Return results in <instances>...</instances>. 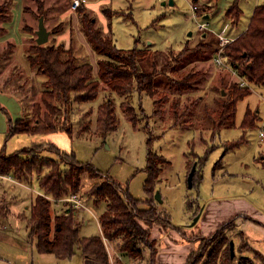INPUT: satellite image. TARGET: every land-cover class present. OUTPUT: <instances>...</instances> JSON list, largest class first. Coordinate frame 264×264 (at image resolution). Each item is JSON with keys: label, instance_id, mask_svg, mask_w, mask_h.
I'll return each mask as SVG.
<instances>
[{"label": "rangeland", "instance_id": "1", "mask_svg": "<svg viewBox=\"0 0 264 264\" xmlns=\"http://www.w3.org/2000/svg\"><path fill=\"white\" fill-rule=\"evenodd\" d=\"M3 1L7 0H0V3ZM233 1L199 0L195 19L191 0H173V5L168 4V0H86L83 3L85 8L91 11L102 31L111 34L117 49L129 50L138 44L140 49L148 51L139 68L148 72L154 66L156 73L160 74L161 84L155 98L163 95L167 97V101L161 102L158 107L160 115H152L153 99L145 93L134 92L118 97L104 90L100 91L91 103L73 105L72 137L64 132H52L35 135L21 133L7 138L9 120L31 116L33 105L39 100L42 90L43 79L34 69L28 67L23 56L26 46L36 44L38 3H41L44 9V25L49 32L46 44L63 43L67 47L71 42L81 63L89 62L95 65L97 59L79 28L78 15L71 9L72 0H12L9 7L11 19L0 23V26L6 28V32L0 36V57L9 43L15 46L11 51L12 56L9 55L7 61L1 60L2 68L0 67V152L4 150L8 155L41 144L44 147L41 154L60 163L57 154L49 148L50 144H53L65 153H72L78 162L89 164L102 174V179L83 175L80 190L73 193L83 204L81 213H76L81 236L100 234L97 218L104 210V203L95 204L89 196V190L95 184L111 178L135 200L144 202L148 198L144 184L149 148L167 162L153 187V196H150L156 215L169 218L171 224H182L186 221L185 211L192 213L189 227H183L184 230L180 233L162 236L156 245L157 256H164L162 264H181L187 251L196 248L202 236L198 223L194 227L199 209L196 189L187 187V174L194 163L197 165L202 162L203 151L208 145L204 140L207 142L217 139L210 148L217 143H221L224 148L226 141L243 137L244 143L233 150L232 158L243 156L251 161L255 156L256 160L264 161L261 160L264 158V139L260 137L261 130H264V88L248 82L246 88L251 93L237 102L236 123L233 128L223 129L219 135H211V129L207 125L208 114L215 116L217 113L219 94L223 91L226 96L229 86L239 81L240 77L232 69L216 65L214 58L218 41L214 35L198 31L196 20L208 22L209 28L216 33L220 32L224 24H228L229 34L238 36L246 28L254 5L264 3V0H240L242 14L239 22L235 24L225 16V11ZM185 46L188 53L183 62L175 63L174 60L178 59V54ZM167 63L169 66L166 68ZM194 72L205 74L196 90L178 93L169 87L168 79L176 80L181 75H191ZM107 98L114 102L118 127L114 132L102 137L96 131V110ZM195 98H200V104L193 121H190V126L171 129V104L178 101V109L181 111L187 99ZM122 102L130 103L134 107L135 124L125 118L121 108ZM247 108L252 113H257L259 121L252 128L243 131L240 124ZM88 110H91L90 116L87 117L90 118L87 121L89 130L81 134L78 132L79 122ZM149 138L151 142L148 144ZM60 167L62 170L67 169L62 163ZM37 182L36 176H33L31 184H14L0 180V213L6 214L0 223V264H81L77 254L69 259L59 260L52 254L38 253L34 243L28 241L26 219L29 217V210L24 207H29L31 199L36 195L43 194ZM257 185L264 192V185ZM11 186L15 187L14 191H11ZM157 192L161 202L153 199ZM51 203L53 215L67 210L70 204L65 197L58 201L51 199ZM140 204V208H147L143 203ZM81 219L86 220V224H82ZM216 229L213 228L212 232ZM225 232L234 242L235 260L239 254L238 250L249 256L255 264H264L262 258L256 257L249 250L237 249L240 241L235 227L231 225ZM165 237L167 241H164ZM207 244L202 241V248L194 256H200ZM108 248L110 249L109 245ZM145 256L150 264V257ZM128 260L131 264L132 261L129 258Z\"/></svg>", "mask_w": 264, "mask_h": 264}, {"label": "trees", "instance_id": "2", "mask_svg": "<svg viewBox=\"0 0 264 264\" xmlns=\"http://www.w3.org/2000/svg\"><path fill=\"white\" fill-rule=\"evenodd\" d=\"M36 1L38 2V0ZM191 2L196 3L199 0H191ZM11 4L12 0L0 3V23L8 22L11 19L12 15L9 9ZM37 10L38 17H42L44 21L45 15L41 3H38ZM75 13L78 15L79 28L97 58L96 73L91 63L80 62L71 42L67 47L63 43L26 46L23 51L24 59L28 67L34 69L36 74L43 79L42 90L39 100L33 105L31 116H22L14 121L9 120L7 138L21 133L35 135L52 132H64L72 137L73 105L91 103L97 98L99 92L104 90L118 97H124L134 92L145 93L146 96L153 99L152 115H160L158 107L161 102L167 101L165 95L155 98L161 84L160 74L156 73L154 66L148 72L139 68V64L144 60L148 51L140 49L138 44L129 50L117 49L111 34L102 31L95 17L92 16L89 9L85 8L84 4L76 8ZM241 14L239 0H234L225 11V16L233 24L239 22ZM107 17L110 18V16ZM5 32L6 28L0 26V36ZM14 47L12 43L8 44L5 53L0 57V67L1 60L7 61L9 55L12 56L11 51ZM187 53L188 49L185 46L178 54V59L174 60L175 63L183 62ZM222 57L240 79L264 88V3L254 7L245 30L234 37L233 42L224 47ZM168 66L167 63L166 68ZM204 77V73L194 72L191 75H181L176 80L168 79L167 83L173 91L178 93L192 92L199 88L200 81ZM238 84V80L232 83L226 96L220 93L217 113L215 116L208 114L207 125L211 129V135H217L222 129L235 126L237 102L251 93L246 87L239 88ZM19 100L21 103V99ZM199 104L200 98L187 99L180 111L178 109L179 102L174 101L169 110L171 129L190 126V121H193ZM22 107L25 109L24 104ZM121 108L125 118L135 124L134 107L130 103L122 102ZM90 114L91 110H88L81 121L79 120V133H87L89 130L87 121L90 118L87 117ZM258 121L257 113H252L247 108L240 128L245 131L252 128ZM117 127L118 119L114 102L107 98L97 107L96 131L105 137L114 132ZM147 142L148 144L151 142L150 138ZM243 143V137L228 141L224 143L226 145L224 149L232 150ZM191 147L193 146L191 145ZM49 148L53 149L52 151L57 154L60 163L67 169L62 170L60 163L43 156L41 153L44 147L41 144L23 148L8 155L4 150L0 152V175H11L16 181L25 184H31L33 176H36L37 183L43 193L36 195L31 202L29 217L26 219L28 241L34 243L37 252L52 254L57 259L64 260L71 258L78 248L85 258L101 264H110L104 238L112 245L115 252L126 254L134 263L143 260L145 251H149L152 260L156 252V240L152 239L150 235L152 227L157 226L159 230L165 231L174 228L169 218H161L156 215L150 198L151 195L153 196V187L161 169L167 164L165 159L148 148L145 166L147 177L144 184L148 198L144 202L135 200L127 190H123L111 178H106L100 184L91 187L89 196L93 198L94 203H104V210L98 216L102 237H80L79 226L75 221L71 204L67 206V210L53 215L51 199L58 201L78 192L85 174L90 178L101 179L102 174L91 165L78 162L72 153H65L53 144H50ZM212 148L206 150L201 157L202 162L196 165L192 188H197L201 178V168ZM262 165L264 167V161H262ZM140 203H143L147 208H140ZM0 215L3 214L0 213ZM231 225L235 227L234 220L223 223L209 236L201 237L197 250L189 254L185 264H255L247 256L240 255L236 260L230 257L229 242L231 238L225 231ZM238 235L240 237L238 249H247L242 239V232L239 231ZM202 241L208 243L207 246L200 256H194L202 248ZM252 253L256 257L262 258L257 252L252 251ZM113 258L119 261L115 254H113ZM201 259H203L202 262H200ZM118 264L122 263L119 261Z\"/></svg>", "mask_w": 264, "mask_h": 264}, {"label": "crops", "instance_id": "3", "mask_svg": "<svg viewBox=\"0 0 264 264\" xmlns=\"http://www.w3.org/2000/svg\"><path fill=\"white\" fill-rule=\"evenodd\" d=\"M197 4L199 5V2H197ZM257 5L258 3L255 4L254 7ZM254 7L252 8L251 13ZM240 9L242 10V7H240ZM202 36L204 37L205 35L202 34ZM94 64V72L96 73V61ZM219 133L217 135H219ZM215 140L217 139H210L207 142L204 140L209 146L207 145L202 155H204L206 150L212 146ZM233 150L234 149L226 151L221 143H217V145H214L212 150L209 152L206 161L201 168V178L195 192L197 197V208L199 209V212L195 216L197 221L194 224V227L198 223L200 234L202 235L201 237H206L216 231L215 230L212 232L213 228H219V226H221L223 223L229 220H234L235 228L237 229L238 233L239 231L242 232V239L247 249L251 253L252 251L257 252L264 260V192L257 185L259 183L261 186L264 185V167L262 165V161H260V159L256 160L255 156L251 161L243 156H239L237 158L235 157V159H233L231 156ZM263 159L264 158L262 157L261 160ZM252 180H254L256 183H253ZM4 181L14 184L19 183L16 180L15 182L8 180ZM28 186L29 185H27V188ZM10 189L11 191H14L15 187L11 186ZM34 198L31 199L29 207H24L26 210L30 209L31 202L34 200ZM77 214H79V212H77ZM77 214L75 215V221ZM5 216L6 214L0 215V223L5 219ZM185 217L186 221L185 223H182L183 225L178 223L172 224L174 228L168 229L166 231L159 230L157 226H153L150 230V235L152 239L156 240V245L161 241L162 236L166 234L172 235L173 233H180L184 230L183 227H189L191 224L189 222L192 219L191 211L186 210ZM81 222L82 224H86V220L84 219H81ZM97 224L100 233L99 237H102V231L98 223V218ZM80 237L85 236L80 235ZM103 241L110 257V264H117V260L113 258V254L117 256L122 264H130L126 254L115 252L109 242H107L104 238ZM164 241H167L166 237L164 238ZM108 245L110 249L108 248ZM198 246L199 242L196 248L189 249L187 251V254L182 260L181 264L186 263L189 254L197 250ZM237 253H239L238 256H247L242 252L240 253L238 250ZM76 254L78 255V262H81V264H101L95 260L85 258L78 248L75 250V255ZM143 255L144 258L142 261L138 263L131 262V264H149V262H147L145 259V255L150 257L149 251H145ZM163 258L164 256L162 255L157 256L156 248V252L152 257V260L151 257L149 258L151 260L150 264H156L157 262L158 264H162Z\"/></svg>", "mask_w": 264, "mask_h": 264}, {"label": "built area", "instance_id": "4", "mask_svg": "<svg viewBox=\"0 0 264 264\" xmlns=\"http://www.w3.org/2000/svg\"><path fill=\"white\" fill-rule=\"evenodd\" d=\"M84 2H85V0H72L71 9L76 10V8H78ZM198 8H199V5L197 3H193L191 6L193 18H195V19L197 18V17H195V14H196L195 12ZM196 27H197L198 31L205 33V34H210L212 36L214 35L216 37V39L218 41V48H217V52H216V57L214 58L215 63L219 67L222 66V67H227V68L231 69L229 67V65H227L225 59L222 57L224 47L227 46L228 44H230L231 42H233V40H234V36H231L229 34V31H228L229 25L224 24V26L222 27L220 32L216 33L212 29L209 28L208 22H205V21L199 19V20H196ZM238 82H239L238 85L242 88L247 87V85H248L247 81H245L243 79H239ZM260 137H261V139H264V130H261ZM0 180H8L11 182H15V179H13L10 175H0ZM65 200L67 202H70L71 207L73 208V211L75 214L77 212H80V210L83 208V204L81 203V200L79 199V197L76 194H70L68 197L65 198Z\"/></svg>", "mask_w": 264, "mask_h": 264}, {"label": "water", "instance_id": "5", "mask_svg": "<svg viewBox=\"0 0 264 264\" xmlns=\"http://www.w3.org/2000/svg\"><path fill=\"white\" fill-rule=\"evenodd\" d=\"M168 4L173 5V0H168ZM48 35H49V32L47 31L44 25L43 18L40 17L38 19V25H37V30H36V39H35L36 44L37 45L45 44L48 41ZM221 94L224 95V92L222 91ZM195 169H196V164L194 163L187 175V187L189 189L192 188V179H193ZM154 199L157 202H161L160 195L158 194V192L154 195ZM229 249H230V257L234 258L235 256L234 242L232 240L229 242Z\"/></svg>", "mask_w": 264, "mask_h": 264}]
</instances>
